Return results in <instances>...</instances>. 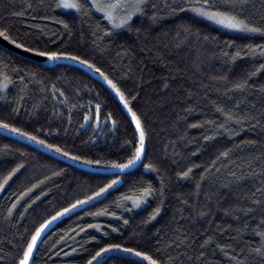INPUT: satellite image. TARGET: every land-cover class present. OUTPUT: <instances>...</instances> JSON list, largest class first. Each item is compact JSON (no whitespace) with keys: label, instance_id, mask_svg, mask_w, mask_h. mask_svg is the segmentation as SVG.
<instances>
[{"label":"trees","instance_id":"1","mask_svg":"<svg viewBox=\"0 0 264 264\" xmlns=\"http://www.w3.org/2000/svg\"><path fill=\"white\" fill-rule=\"evenodd\" d=\"M150 2L161 6L157 14L164 19L153 21L156 10L149 8L133 17L130 28L113 29L95 9L85 15L57 8V0H0V31L7 30L10 42L34 53L87 59L125 92L147 135L142 163L132 172L108 175L80 169L0 133V182L23 165L0 189V264H17L45 220L112 180L118 183L108 192L42 233L30 264H87L111 244L147 252L161 264H264V256L255 251L261 238L254 231L264 204L252 203L264 201V193L256 191L264 186V56L259 50L255 56L244 54L249 45H264V37L230 33L190 12L173 14L163 8L164 0ZM216 2L264 27V0ZM238 49L241 58L233 62ZM0 71L9 77L0 76V120L80 156V162L99 159L101 165L91 164L99 167L123 163L134 152L132 122L112 93L81 69L45 66L0 45ZM242 79H248V87L235 90L234 83ZM220 108L241 123L226 121ZM226 151L227 157L220 155ZM149 162L159 171L146 170L143 164ZM188 168L189 177H181ZM161 179L163 197L140 208L121 200L137 195L142 181L159 189ZM157 206L161 214L149 222ZM241 208L257 210L244 216L236 211ZM198 211L208 215L198 217ZM101 264L143 263L111 254Z\"/></svg>","mask_w":264,"mask_h":264},{"label":"snow or ice","instance_id":"2","mask_svg":"<svg viewBox=\"0 0 264 264\" xmlns=\"http://www.w3.org/2000/svg\"><path fill=\"white\" fill-rule=\"evenodd\" d=\"M231 2L234 3L235 0H231ZM243 2H246V0H243ZM27 7L31 8L32 4L29 3ZM56 7L65 10H74L76 14H85V15L88 14V12L91 9H95L96 11L103 13L104 18L107 19L112 24L113 29L130 28L131 27L130 22L132 21L133 17L137 15H145L149 8L156 10L155 12H153L152 15L153 21H156L157 19L165 18L163 16H158L157 14L161 10V6L158 3L150 2V0H91L90 6L88 4V0H57ZM163 8L168 9L173 14L190 12L193 14L194 17H199L208 20L224 28L243 32V33L259 34L261 37H264V27L251 24L246 19H241L238 15L234 14L231 11L222 10L220 6L217 4L216 0H183L182 4H177L174 2V0H172V2H169V0H164ZM122 10L124 12L123 15L120 14ZM16 15H23V13H16ZM64 28L68 29L69 25L67 23H64ZM6 33H7L6 29L0 31V37H3L5 40H8L9 36ZM111 34L112 33L110 31L105 33V35H111ZM205 39H207V37H205ZM11 43L15 44L17 48L24 47V45L22 44H16L15 40H12ZM26 50L30 52L33 51V49L31 48H28ZM257 50H259V54L261 56H264V45H256L255 47L249 45L247 52H245L244 54L248 56H255ZM38 55L46 56L49 60H59L65 58L72 59L78 61L81 64L86 65L89 68H95V71L100 73V75L107 82L108 86L112 90H114L116 95L119 97L120 101L123 103L124 107L127 109L128 113L131 115L132 122L135 124V132L138 133V140L136 141L134 152L126 159L125 162L123 163L111 162L110 166L116 169L124 170L137 165V163H142V158L144 157L146 152V139H147L146 131L142 125L141 117L136 112H134L131 107H129V101L128 99H126L125 92L121 90L118 84L114 82L112 79H109V77L105 75L103 72H101L99 68L95 67V65L89 63L87 59H81L80 56H75V55H70L67 53H61L55 51H42L39 52ZM225 55H227V53H225ZM239 58H241V50L238 49L235 52V54L231 57V59L233 62H235ZM260 69H264V65H261ZM260 69H257V72L260 71ZM251 75L253 76L256 75V72L251 73ZM0 76H3L4 80L9 79L7 74L3 71H0ZM165 87H167V85H165ZM247 87H248V79H242L241 81L236 82L233 85V88L238 91H243ZM260 91L264 92V88H261ZM133 99H135V97H133ZM96 107H97V113H99L100 105H97ZM217 111L222 112L226 116V121L235 120L236 123L238 124L241 123V120L235 117L231 112H225L224 109L222 108L217 109ZM84 119L87 121L89 117L86 116ZM252 119H255V117H252ZM112 122L113 124H115L114 120ZM209 123L212 122L210 121ZM197 126L198 125H193V127H197ZM220 127L223 128L224 125L222 124L220 125ZM0 129L10 131L19 136L27 137L29 140H32L37 144L42 145L50 150H54L57 153H62L64 156L69 157L72 160H77V161L81 160L80 156H70L68 152L63 151V149L60 148L59 146L48 144L46 143L45 140L39 139L37 136L31 135L28 132L23 131L21 128L15 127L3 120H0ZM204 139L212 140L213 137L205 136ZM220 155L223 157H227L229 153L226 151L221 153ZM83 162L89 165L91 164L101 165V160L99 159L97 160L86 159L83 160ZM22 167L23 165H19L16 169H13L8 174V176L4 178L3 182H0V189H3L4 185L7 184L8 181L12 178V176ZM143 167L149 172L159 171L157 166L152 162L143 164ZM191 172H192V168H188L186 171L179 173V175L183 178H187L189 177ZM231 175L235 177L236 174L231 173ZM237 179H243V177H237ZM117 183H118L117 180H112L110 183L105 184L103 187H100L98 191L93 192L92 196L86 197L85 200H77L75 204H71L69 207L64 208L62 211L57 212L56 215L52 216L50 220H45L44 223H42L40 227L36 229L35 234L32 236L31 240L27 243V247L26 249H24L22 256L17 261V264H30V259L33 256V250L36 247L37 240L40 238L44 230L53 221L64 216L69 211H72L77 206L87 203L92 199L103 195L104 193L108 192L109 189L113 188V186L116 185ZM165 189H166V185L163 179H161L160 181L159 189L154 187L151 182L142 181L139 184L137 195L135 196L125 195L121 197V200L125 202L131 201L133 208H140L144 204L148 203L149 199H155L158 196L163 197ZM28 191H31V189H29ZM256 191L264 193V186L256 189ZM255 195L256 193L253 192L252 196L255 197ZM160 203L163 204L162 199L160 200ZM183 203L187 204L188 201L184 200ZM252 203L254 205H262L264 204V201H261L259 199H254ZM13 207H15V205ZM255 210L257 209L241 208V209H237L236 211L243 213L244 216H248L250 213H252ZM161 211H162L161 207L157 206L154 209L152 215L148 218L149 222L151 220H155L161 214ZM260 211H261V220L260 223L257 225V229L254 231L255 234L261 238V245L259 248H256L255 251L260 256H264V208L260 209ZM101 214H106V213H96V215H101ZM207 215L208 213L206 211L197 212L198 217H205ZM181 218L183 219V217ZM239 218L240 217L238 215L234 216V219L238 220ZM125 223H127V221H125ZM247 227L248 225L247 223H245L244 228L246 229ZM236 230L237 232L241 231L240 228H237ZM185 239H187V237H185ZM210 242H211V237H209L204 241L202 247L208 245ZM112 250H122L124 252L130 253L132 255L142 258L145 261H148V264H161L159 260L149 255L147 252L138 251L134 248L122 249L121 245L119 244H111L108 245V247L106 248H101L87 262V264H93V261H95L97 257H100L102 253H106ZM225 255H227V253H225ZM232 259H235V257H232ZM237 264H242V262L237 261Z\"/></svg>","mask_w":264,"mask_h":264},{"label":"water","instance_id":"3","mask_svg":"<svg viewBox=\"0 0 264 264\" xmlns=\"http://www.w3.org/2000/svg\"><path fill=\"white\" fill-rule=\"evenodd\" d=\"M0 45L2 47H4L5 49L18 54L22 57L31 59L37 63H40L42 65L45 66H54L56 64H65V65H70V66H74L77 67L79 69H81L82 71H84L86 74H88L91 78L99 81L103 86H105L111 93L112 95L116 98V100L119 102V104L121 105L123 111L125 112V114L128 116V118L130 119V121L132 122L131 119V115L128 113L127 109L124 107L123 103L120 101L119 97L116 95V93L114 92V90H112L107 82L104 80V78L100 75V73L96 72L94 68H89L84 64L79 63L78 61L72 60V59H59V60H49L46 56H40L38 55V53H34V52H30L27 51L24 48H17L15 44H12L9 40H5L3 37H0ZM134 129H135V124L132 122ZM0 133L3 135H7L9 137H12L14 139H17L27 145L32 146L33 148L42 151L43 153H46L56 159L62 160L64 162L70 163L71 165H74L80 169L86 170V171H90L93 173H100V174H113V175H122V174H126L129 172H132L133 170H135L141 163H137V165L128 168V169H124V170H120V169H116L113 167H99V166H95V165H89V164H85L83 162L77 161V160H72L69 157L64 156L61 153H57L54 150H50L42 145L37 144L36 142L29 140L27 137H23V136H19L15 133H12L10 131L4 130V129H0ZM137 134V140H138V133ZM111 254H118V255H122L125 257H129L132 259H136L138 261H140L143 264H148V261L143 260L140 257H137L135 255H132L130 253L124 252L122 250H112L106 253H102L100 257H97V259L95 261H93V264H101L102 261L109 255Z\"/></svg>","mask_w":264,"mask_h":264},{"label":"rangeland","instance_id":"4","mask_svg":"<svg viewBox=\"0 0 264 264\" xmlns=\"http://www.w3.org/2000/svg\"><path fill=\"white\" fill-rule=\"evenodd\" d=\"M90 1H91V0H90ZM60 9H62V8H60ZM62 10H65V9H62ZM97 12H98V11H97ZM99 13H101V12H99ZM101 14H103V13H101ZM120 14H121V15L124 14L123 10L121 11ZM109 23H110V22H109ZM110 24H111V23H110ZM213 24H214V23H213ZM111 25H112V24H111ZM214 25H216V26H218L219 28H221V29H223V30H225V31H227V32H230V33L243 34V32H239V31H235V30H230V29L224 28V27H222V26H220V25H217V24H214ZM53 223H54V221H53L51 224H53ZM51 224H50V225H51ZM50 225H49V226H50ZM49 226H48V227H49ZM48 227H47V228H48ZM47 228H46V229H47ZM46 229H45V230H46ZM45 230H44V231H45ZM41 235H42V234H41ZM38 240H39V239H38ZM38 240H37V242H38ZM34 249H35V248H34ZM33 251H34V250H33ZM30 260H31V259H30Z\"/></svg>","mask_w":264,"mask_h":264}]
</instances>
